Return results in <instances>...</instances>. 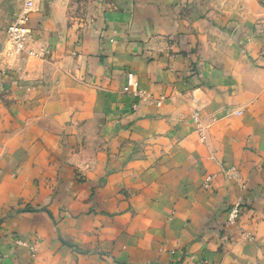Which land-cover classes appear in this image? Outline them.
I'll return each mask as SVG.
<instances>
[{"label": "crops", "instance_id": "crops-1", "mask_svg": "<svg viewBox=\"0 0 264 264\" xmlns=\"http://www.w3.org/2000/svg\"><path fill=\"white\" fill-rule=\"evenodd\" d=\"M207 1L35 0L34 70L0 72V264H264V37L204 55Z\"/></svg>", "mask_w": 264, "mask_h": 264}, {"label": "rangeland", "instance_id": "rangeland-1", "mask_svg": "<svg viewBox=\"0 0 264 264\" xmlns=\"http://www.w3.org/2000/svg\"><path fill=\"white\" fill-rule=\"evenodd\" d=\"M257 2L258 6L264 8V0H254ZM22 4V0H0V72H17L19 68H24V66L32 67L34 70V62L28 61L29 58H35L37 56L27 55L25 53L15 54L12 52L6 41V27L12 20V14L15 10H18ZM244 3L242 0H208L205 3L207 7L218 6L220 8L219 15L215 17L211 16L209 12L203 15H186V18L192 19V21H198L199 19L209 22L208 25L204 27V31L207 34V39L205 43L204 55L211 57V53L215 56L216 54H226V51L236 50L238 54L243 56V53L246 56H249L252 53L250 50L248 53L244 52L245 45L249 42H253L254 39H257L260 36L264 37V15H260L258 10H255L252 17H246L241 13L243 10ZM234 7L238 13L235 14L234 24L235 28L228 27V23L231 21V18L226 15L227 8ZM251 7V6H250ZM252 10V7H251ZM262 18V19H260ZM230 26V25H229ZM211 27V28H210ZM214 30V31H212ZM33 30L29 33L27 41L29 45H32L36 42L35 36L32 33ZM203 31V30H202ZM203 31V32H204ZM202 32V33H203ZM196 33L195 28L194 32ZM174 39H178V35H175ZM231 40L235 45L232 48L230 43ZM211 43L214 44V47L211 46ZM196 44L192 45V49H196ZM247 51V50H246ZM206 53V54H205ZM32 59V60H33Z\"/></svg>", "mask_w": 264, "mask_h": 264}, {"label": "built area", "instance_id": "built-area-1", "mask_svg": "<svg viewBox=\"0 0 264 264\" xmlns=\"http://www.w3.org/2000/svg\"><path fill=\"white\" fill-rule=\"evenodd\" d=\"M35 0H22V4L18 10H15L12 14V20L6 27V41L9 49L15 54L25 53L27 55L38 56L36 51L31 47L27 41L30 28V15L33 12V7ZM44 53L48 50H44ZM42 52V53H43ZM124 91L130 92L134 95L140 93L138 87V79L136 75L132 72L126 74V85L124 86ZM159 105L160 102H157ZM194 121L198 124L197 117L194 118ZM197 130L201 132L200 126H197ZM238 209L233 208L229 214L228 219L232 221L237 216Z\"/></svg>", "mask_w": 264, "mask_h": 264}]
</instances>
